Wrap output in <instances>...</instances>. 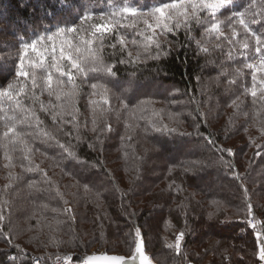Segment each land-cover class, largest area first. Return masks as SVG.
Segmentation results:
<instances>
[{
  "label": "trees",
  "instance_id": "16d2710c",
  "mask_svg": "<svg viewBox=\"0 0 264 264\" xmlns=\"http://www.w3.org/2000/svg\"><path fill=\"white\" fill-rule=\"evenodd\" d=\"M172 2L0 0V92L14 86L20 105L0 101V117H16L22 140L12 144L15 137L4 133L13 124L0 119V264H32L34 255L49 264L68 251L131 255L137 228L157 264H264L255 234L264 237V69L257 63L264 52L255 53L239 24L242 14L248 30L264 39V0H232L219 12L224 27L241 34L232 41L229 30L223 40L207 34L218 19L199 9L187 24L171 11L173 31L153 34L151 10ZM123 7L141 13L120 20L135 27L117 26L92 45L112 75L74 72L72 84L54 75L51 96L47 73L35 72L37 87L31 75L17 76L25 43L44 36L38 49L55 45L57 55L64 41L83 48L93 39L91 26L108 23ZM206 12L208 20L201 19ZM148 36L159 49L145 52ZM247 39L253 46L244 50ZM69 67L64 61L63 71ZM25 114L39 126H21ZM10 252L17 261H7Z\"/></svg>",
  "mask_w": 264,
  "mask_h": 264
},
{
  "label": "snow or ice",
  "instance_id": "6c2138e0",
  "mask_svg": "<svg viewBox=\"0 0 264 264\" xmlns=\"http://www.w3.org/2000/svg\"><path fill=\"white\" fill-rule=\"evenodd\" d=\"M232 0H211V2H207V0H173L172 3L166 4L163 6L155 7L151 10V15L156 20V27L153 28L151 24L147 25V29L150 30L153 34L157 30H159L161 33H171L173 31V28L171 26V16L169 13L173 10H177V14L179 16L184 17L185 24L188 23V20L191 18L197 17V9L200 11H203L205 9L211 10V14L213 17H215L216 13L220 10H223L228 4H230ZM191 5L192 7V17L188 16L187 13V6ZM183 8L184 11H179V9ZM144 15L148 13H143ZM138 15H141V13L138 12V10L134 7H123L118 9L117 11L113 12L111 14V19L108 23H102L98 25H93L91 35L93 37L90 41H82V44L84 47L77 46L76 44H73L71 41H64L62 42V45L59 49L58 55H57V49L55 45H52L51 49L45 48L43 51L39 50L37 45L43 43L45 40L44 36H40L37 40L31 42V43H25L23 45V49L21 51V54L19 56L18 61V67L19 70L17 71L18 77H23L25 80L29 79L31 75V82L34 87L39 86L37 83V80L35 78V72L41 71L47 73L46 78L43 79V85L44 89L48 92V95H53V76L57 75L59 78L67 77L69 84H72L73 81L76 79V77L73 75V73H77L79 75L84 76L85 78L90 73H99V72H106L108 75H112V68L111 67H104L102 65L101 59L99 55L93 51L92 45L93 43L99 41L100 44L103 43L104 39L107 36L112 35L115 31L117 26L121 28H127V27H135V25H129L127 23H120L121 19L126 20L129 16L136 18ZM92 17L87 16L84 19L90 20ZM104 17L101 16V20H103ZM113 21H115L113 23ZM239 24L244 26V30L247 33V35L251 36L255 41V53L259 55L261 52H264V39L261 38L260 35H256L255 33L248 30V27L245 23V20L242 18L239 19ZM176 29L179 30L182 25L180 23H176L175 25ZM220 25L217 23H213L211 28L208 29V31L216 32L218 31ZM61 32L64 30L61 29ZM71 32H75L76 29H69ZM59 34V33H57ZM237 33L233 32V38H235ZM53 37L51 35L47 36L48 41H52ZM147 43L144 45L145 52H147L149 47L155 46L157 49L160 48V44L153 38V36L146 37ZM117 43L121 46H124V40L123 38H118ZM115 47V45H112ZM242 49L247 50L249 45L247 41H245L241 45ZM67 49V54H66ZM29 53L33 54L36 59L32 60L29 58ZM75 53V55L73 54ZM51 57V62L49 63L48 58ZM154 59H158L159 56L153 57ZM27 60V63H26ZM67 61L69 67V70L67 72L63 71V62ZM246 67L250 70L254 69L256 66L248 63ZM259 67L261 69H264V58L261 59ZM253 81V87L250 90V95L255 98L258 95L257 89L255 87L257 83L256 75L253 74L252 76ZM261 83V91H264V82ZM14 86H9V89L11 90ZM74 87V85H73ZM93 89H95L97 86L92 85ZM10 90H6L3 92H0V101L7 100L10 102H15L17 108H20L18 99L14 98L11 94ZM24 93V89L21 88L19 92L17 93V96ZM57 99H60L59 96L56 97ZM96 103V102H93ZM102 103L107 104L108 101L104 100ZM2 111V109H0ZM22 112H26L27 110L21 109ZM0 119H7L10 120L13 124L11 128H9L8 132L4 133L5 137L12 136L15 137V139L11 140L12 144H16L17 141L21 140L20 133L16 131V117H0ZM35 119L34 114H25L23 116V119L19 121V124L24 127H38L39 121H36V124H30L29 120ZM110 130V128H109ZM159 131V129H157ZM41 135H45L41 133ZM48 138V137H46ZM209 143H212L209 141ZM63 147V146H61ZM71 155V153H69ZM32 170V169H29ZM251 208V205H249V209ZM2 219V217H0ZM252 227H255V225H252ZM135 237H136V247L134 255L131 257V260L126 259L125 257H118V256H107V255H99V256H90L88 257L87 264H98V262H102V264H133L137 259L140 260V264H146L148 258L144 255L142 251V238L140 230L137 228L135 230ZM183 238V233H181L176 238V244L175 247L177 250L180 248V241ZM260 259L264 260V247H261L260 249Z\"/></svg>",
  "mask_w": 264,
  "mask_h": 264
},
{
  "label": "rangeland",
  "instance_id": "374dc122",
  "mask_svg": "<svg viewBox=\"0 0 264 264\" xmlns=\"http://www.w3.org/2000/svg\"><path fill=\"white\" fill-rule=\"evenodd\" d=\"M207 2H211V0H207ZM205 10H207V9H205ZM182 11H184V9H182L181 10V12ZM188 11H190V9H188V7H187V13L189 14L190 12H188ZM208 11V13L209 14H211V10H207ZM221 11V10H220ZM220 11H218L217 13H216V15H215V17L218 19V22H216V23H220V24H222L221 23V19H220V17H219V12ZM208 14H207V12L204 14V15H202V17H201V19H205V20H208ZM200 19V20H201ZM223 26H220V28L218 29V31H216V33L218 32L219 34H217V38H218V40H223V39H225V38H227V36H228V33H227V30H229L230 32H232V34H233V32H235V33H237L238 31H236L235 29H232L231 27H229V28H225L224 27V24H222ZM212 26V25H211ZM222 27H224V29H225V32L222 34V32H223V30H222ZM214 32H211V31H209L207 34H209V35H211V34H213ZM239 33V32H238ZM222 34V35H221ZM220 35H221V37H220ZM239 35L241 36V34L239 33ZM245 37V36H244ZM230 38V41H232L234 38H233V35L232 36H230L229 37ZM252 39H247L246 41H247V43H249L250 41H251ZM253 45H252V43L250 42V45H249V47H252ZM209 49H211L210 47H208V50ZM254 56H256L257 57V55L256 54H254ZM257 62V60L255 59V60H253V62H252V64H254V63H256ZM257 63H260V62H257ZM264 78V76L262 77V78H259V84H261L260 82H264V80H262ZM260 80H262V81H260ZM260 87H261V85H259ZM160 142H162V140H160ZM178 147H179V149H182L183 147H184V141H182V140H179L178 141ZM171 147H173V146H171ZM110 167L111 168H113V166H111L110 165ZM158 203V202H157ZM67 211H68V213H70L72 216H74V209H73V207L71 206V205H67ZM256 222L253 220V219H250V224L251 225H254ZM255 234H256V236L258 237V254H259V256H260V249H261V247H264V237H263V235H261V233L259 232V231H257V232H255ZM144 238V237H143ZM145 240V239H144ZM237 243V242H236ZM100 251V250H99ZM93 252V251H92ZM13 252H10V254H12ZM15 253V252H14ZM9 254V255H10ZM9 255H8V258H9ZM76 255H81V256H83V253H79V252H75V251H68V252H65V253H62V254H58L57 256H55V257H53L51 260H50V262H49V264H51L56 258H63V257H69V256H76ZM148 255H149V253H148ZM17 256V255H16ZM34 257H40V259L42 260V262H41V264H43L44 263V259H43V257H41V256H38V255H34ZM34 257H32V262H33V259H34ZM8 258H7V261L8 262H12V261H9L8 260ZM149 258L152 260V262H153V264H157L156 262H154L153 261V259L150 257V255H149ZM191 262H190V264H196L193 260H190ZM19 262V261H18ZM20 263V262H19Z\"/></svg>",
  "mask_w": 264,
  "mask_h": 264
},
{
  "label": "water",
  "instance_id": "95a60500",
  "mask_svg": "<svg viewBox=\"0 0 264 264\" xmlns=\"http://www.w3.org/2000/svg\"><path fill=\"white\" fill-rule=\"evenodd\" d=\"M141 238L143 241L142 251H143L144 255L149 258V255H148L147 250H146V242L143 238L142 233H141ZM135 247H136V244H135ZM134 252H135V248H134ZM134 252L131 255H125V254H121V253H110L106 250L93 251V252H89V253H83L82 261L84 264H87L88 257L94 256V255H96V256H99V255L118 256V257H125L126 259L131 260V257L134 255ZM139 262H140V260L137 259L135 262H133V264H140ZM98 264H102V262H98Z\"/></svg>",
  "mask_w": 264,
  "mask_h": 264
},
{
  "label": "built area",
  "instance_id": "2783aa9c",
  "mask_svg": "<svg viewBox=\"0 0 264 264\" xmlns=\"http://www.w3.org/2000/svg\"><path fill=\"white\" fill-rule=\"evenodd\" d=\"M34 257V256H33ZM9 263H13L14 261H17V256L16 253H12L9 255L8 258ZM42 260L40 257H34L32 264H41ZM51 264H84L82 261V256L81 255H76V256H67L63 258H56Z\"/></svg>",
  "mask_w": 264,
  "mask_h": 264
},
{
  "label": "bare ground",
  "instance_id": "6f19581e",
  "mask_svg": "<svg viewBox=\"0 0 264 264\" xmlns=\"http://www.w3.org/2000/svg\"><path fill=\"white\" fill-rule=\"evenodd\" d=\"M148 258V257H147ZM140 263V262H139ZM146 264H153L152 260L150 258H148Z\"/></svg>",
  "mask_w": 264,
  "mask_h": 264
}]
</instances>
